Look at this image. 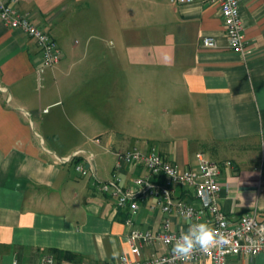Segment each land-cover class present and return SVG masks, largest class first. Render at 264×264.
I'll return each mask as SVG.
<instances>
[{"label": "crops", "instance_id": "obj_1", "mask_svg": "<svg viewBox=\"0 0 264 264\" xmlns=\"http://www.w3.org/2000/svg\"><path fill=\"white\" fill-rule=\"evenodd\" d=\"M134 2L153 11L134 14ZM238 4L243 53L228 48L212 0H18L60 60L39 74L34 42L0 21V264H39L54 249L78 264L127 255L128 211L74 163L56 162L77 150L93 156L98 180L123 187L146 175L114 169L116 154L132 148L178 170L197 169L200 158L231 162L218 179L220 210L231 222L255 212L264 223V0ZM205 36L215 49L201 46ZM153 204H139L134 226L159 230ZM170 226L189 231L174 217ZM227 264H264V253Z\"/></svg>", "mask_w": 264, "mask_h": 264}, {"label": "built area", "instance_id": "obj_2", "mask_svg": "<svg viewBox=\"0 0 264 264\" xmlns=\"http://www.w3.org/2000/svg\"><path fill=\"white\" fill-rule=\"evenodd\" d=\"M194 1L203 0H172L179 4ZM212 1L218 4L228 48L243 53L245 43L238 0ZM17 3L18 0H0V21L34 42L40 54L38 73L43 74L59 62L60 50L47 32L33 23L27 14H21L17 10ZM201 46L206 49L217 47L215 39L209 36L201 38ZM0 92L7 91L1 86ZM9 100L7 97L6 102ZM55 159L59 164L74 163V170L79 177L90 176L94 187L101 194L114 199L118 208L128 211V231L124 238L128 253L107 264H184L172 249L181 235L186 233L173 231L170 217L186 221L189 227L207 223L216 233L215 246H210L207 250L197 247L186 264H197L203 260H207L209 264H227L230 257H253L264 253V223L257 219L256 213L245 214L238 221L231 222L219 208V175L221 168H232L231 162L221 164L200 158L197 169L178 170L158 154L143 153L138 148H132L128 152L116 154L114 169L119 170L123 165L136 166L143 168L146 175L134 178L128 187H123L117 179L100 181L96 178L91 166V154L84 156L83 151L77 150L71 156ZM177 186L183 187L186 197L175 196ZM148 200L154 202L151 209L158 208L162 214L157 231L142 230L134 226L133 216L137 213L139 204ZM150 248L152 252L148 253ZM39 264L73 263H57L53 254L44 253Z\"/></svg>", "mask_w": 264, "mask_h": 264}, {"label": "clouds", "instance_id": "obj_3", "mask_svg": "<svg viewBox=\"0 0 264 264\" xmlns=\"http://www.w3.org/2000/svg\"><path fill=\"white\" fill-rule=\"evenodd\" d=\"M216 238V233L207 223L193 224L190 225L189 231L182 234L176 241L172 251L177 258L186 264L191 253L197 247L201 250H207L210 246H215Z\"/></svg>", "mask_w": 264, "mask_h": 264}, {"label": "trees", "instance_id": "obj_4", "mask_svg": "<svg viewBox=\"0 0 264 264\" xmlns=\"http://www.w3.org/2000/svg\"><path fill=\"white\" fill-rule=\"evenodd\" d=\"M50 253L55 256L57 263L61 261H67L73 264H78L81 261V258L79 256H76L75 254H72L67 251H61V250L54 249V250H51Z\"/></svg>", "mask_w": 264, "mask_h": 264}, {"label": "rangeland", "instance_id": "obj_5", "mask_svg": "<svg viewBox=\"0 0 264 264\" xmlns=\"http://www.w3.org/2000/svg\"><path fill=\"white\" fill-rule=\"evenodd\" d=\"M119 2H118V7H119ZM133 7V13L134 14H140L144 11L152 12L153 8L149 6V8H146V6L142 5L141 2H134L132 3Z\"/></svg>", "mask_w": 264, "mask_h": 264}]
</instances>
